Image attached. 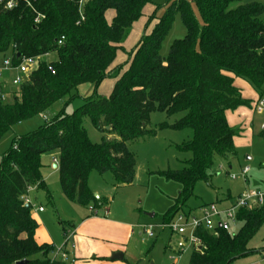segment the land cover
<instances>
[{
	"label": "trees",
	"instance_id": "trees-1",
	"mask_svg": "<svg viewBox=\"0 0 264 264\" xmlns=\"http://www.w3.org/2000/svg\"><path fill=\"white\" fill-rule=\"evenodd\" d=\"M29 1L32 6L22 1L13 10L0 6V56H11L15 65L27 56L55 54L56 59L41 61L6 101L0 91V140L59 101L66 105L81 84L114 81L108 94L84 99L72 113L62 108L36 131L14 139L0 163V264L23 259L59 264L49 257L53 246L37 243L38 224L23 199L33 187L48 191L43 157L57 155L62 193L87 206L97 200L88 184L92 171H111L119 183H132L136 161L128 142L156 135L148 127L153 112L182 114L159 126L192 131L190 139L177 145L191 153L185 166L161 172L181 184L162 218L172 221L194 195L196 184L210 181L215 157L237 155L236 130L226 111L251 108L253 102L243 97L234 78L249 82L264 96V0H168L161 16L156 14L161 5L154 0H89L83 7L79 0ZM176 14L186 34L163 56L162 44ZM146 16V29L153 24L150 32L143 31L135 49L126 51L124 42ZM119 52L129 54L126 69L124 63L117 64ZM85 117L105 134L100 142L90 139ZM237 220L241 226L235 233L198 229L202 248L194 249L190 264H231L251 253L249 243L264 225V204L240 209Z\"/></svg>",
	"mask_w": 264,
	"mask_h": 264
},
{
	"label": "rangeland",
	"instance_id": "rangeland-1",
	"mask_svg": "<svg viewBox=\"0 0 264 264\" xmlns=\"http://www.w3.org/2000/svg\"><path fill=\"white\" fill-rule=\"evenodd\" d=\"M154 1L161 5L156 12L157 16L163 15L168 7V0ZM194 9L198 13L195 5ZM151 12L152 10L149 11V13ZM113 14V11L108 12L107 16L109 20H111ZM147 16L149 17V15ZM147 16L140 23L136 24L135 30L124 42L126 51L135 49L140 37L144 33L143 31L146 33L150 32L153 24L146 29ZM185 34L186 28L181 16L180 14H176L172 26L163 41L161 54L167 56L172 43L176 39L183 38ZM54 59H56L55 54L44 57V60L48 62ZM128 61H130L128 52H119L118 66L124 63V69H126ZM14 75L16 76L17 74ZM247 83L252 86L249 82ZM112 86L113 84L110 79L105 83L102 82L99 86L92 83L81 84L72 92L73 99L70 102L65 105L64 100L59 101L54 105L52 110L43 115H46L47 119H50L62 108H65L67 113H72L84 103V99H88L96 93L102 92L103 94H107L108 90L112 89ZM16 91L18 92L19 88H16ZM249 109L253 110L250 112L253 124L233 126L236 130L234 145L237 155L227 159L215 157L210 172V181H199L196 184L194 195L187 201L183 208L184 210L188 207L194 208L204 203L217 202L229 194L235 196L246 189H264V137L261 135V124L264 121V115L256 113L253 106ZM43 115H38L30 120L19 123L2 137L0 140V163L3 156L12 147L14 139L32 133L40 127L45 121ZM181 116L182 114L168 116L165 112H153L148 127L155 129L156 135L128 142L127 147L134 155L136 161L135 175L131 184L121 185L111 171L105 173L91 172L88 178L89 187L91 190H94V195L110 199V217H113L117 213L120 218L126 221H137L139 219L148 220L153 223L162 221L164 214L178 196L181 184L175 180L166 178L161 172L169 169L180 170L185 166L183 162L185 159L191 157V153L179 151L177 145L190 139L192 131L190 129H161L159 126L163 122L173 123ZM83 124L93 142L98 143L105 136L103 132L95 128L89 117H85ZM110 138H114V136L111 135ZM46 156L43 157L44 161ZM50 162L48 165H45L43 170V178L48 191L45 188L33 187L30 190V196L33 199L37 198L34 200L44 206L45 212L38 214L44 219L48 230L56 236V245L60 247L65 242V232L73 231V222H77L82 213L88 212V206L85 207L77 202L69 201L64 196L60 185L58 169L53 168ZM246 166L250 168L247 180L240 176L241 170ZM233 174L237 175L238 178L233 179ZM97 209L103 210L99 207ZM31 212L34 214L35 210ZM148 214H155V217L152 218ZM240 226V223L232 225L231 232H237ZM158 230L156 229V236L147 239L148 241L145 243H142L136 237L140 241V247L147 250L144 264H151L154 261L156 264H172L174 261L172 254L164 247L168 231L157 237L160 231ZM249 247L252 250L251 253L234 260L231 264H242L243 262L255 260L258 261V264H264V225L250 241ZM193 251V247H188L178 257L176 263L190 264Z\"/></svg>",
	"mask_w": 264,
	"mask_h": 264
},
{
	"label": "crops",
	"instance_id": "crops-1",
	"mask_svg": "<svg viewBox=\"0 0 264 264\" xmlns=\"http://www.w3.org/2000/svg\"><path fill=\"white\" fill-rule=\"evenodd\" d=\"M14 74L18 75V72L16 70L8 71L6 72L2 80L5 92H7L8 94L12 93L16 88V86L12 84V79L15 77ZM106 81L107 80L103 81V83H105ZM113 83L114 81H112V84ZM234 84L241 90L243 97L252 100V106L254 109L255 103L260 98L258 92L247 82L241 80L240 78L235 77ZM110 91L108 90V93ZM251 111L253 110L247 107H239L234 111L227 110L226 117L229 125L233 127L237 125L243 126V124H253L252 115L250 114ZM45 117L46 115H43V118ZM262 132L264 131L262 130ZM55 158H58L57 155H47L45 157V161L43 159V162L45 165H48V163L51 161V166L55 168ZM56 169H58V166L56 167ZM91 191L94 194V190ZM242 192L237 193L235 196L229 194L227 197L222 200H218L216 203H218L220 206H228ZM94 196L97 200L91 201L90 204L87 205L88 212L82 213L80 219H78V221L75 223L73 222V242L75 244V247H72L70 244L66 246L68 257L66 259L58 257L57 261L59 262V264H144L143 262L146 259L147 250L140 247V241L136 239V237H138L142 243H145L146 241H148L147 239L154 238L156 236V229L160 230H158L159 232L157 234V237L162 235L165 231H168V237L164 247L169 252V246L171 247L173 244H175V240L179 238L177 234L172 233L167 228H161L159 226L161 223H163V220L159 223H153L148 220L140 219L137 221H126L125 219L120 218L117 213H115L113 217H110V199L108 197H99L98 195ZM31 198L36 203L37 207H43V211H40L38 208L32 209L35 210L34 214L32 212V216L38 224V227L35 231V239L37 243L53 246L54 250L61 248L65 242L60 247H57L55 242L56 236L48 230L45 225L44 219L38 214L45 212L44 206L38 201L34 200L37 198ZM204 204H200L194 208L188 207L186 210H196ZM97 207L103 209V212L97 209ZM149 216L153 218L155 217V214L153 216H151L150 214ZM146 224L156 225L154 227V235L152 237H149L145 232L144 225ZM54 250L49 254V257L51 259L55 257ZM119 252L123 254V257L113 258L114 254ZM246 255L241 257H245ZM35 257L37 258L39 256ZM151 264H156V262L154 261ZM242 264H258V261L255 260L243 262Z\"/></svg>",
	"mask_w": 264,
	"mask_h": 264
},
{
	"label": "built area",
	"instance_id": "built-area-1",
	"mask_svg": "<svg viewBox=\"0 0 264 264\" xmlns=\"http://www.w3.org/2000/svg\"><path fill=\"white\" fill-rule=\"evenodd\" d=\"M26 2L27 5L32 6L31 1L29 0H0V6L5 10H13L22 2ZM89 0H79L80 7H83L85 3ZM42 15H38L35 18V22L40 21ZM64 37L59 40V44H62ZM49 54L42 56H27L23 57L18 64H14L11 56H0V91L1 98L6 101L9 96L12 97V94L5 92L3 78L6 72L11 70H16L18 75L12 79V84L14 86H19L24 83L32 71L38 68L41 61L44 60V57H47ZM49 69L54 73V68L52 65H49ZM254 110L259 115H264V96L260 97L254 105ZM44 119H47L45 117ZM261 129L264 131V122L261 124ZM54 163H58V158L54 159ZM250 172L248 166L244 167L240 176L247 178ZM233 179L238 178L237 175H232ZM32 188L29 189V192ZM25 205L31 206L32 209L38 208L40 211H43V207H37L36 203L32 200L29 193L24 197ZM264 204V189H246L244 190L237 198L228 206H220L216 202L209 204H204L197 208L196 210H182L180 211L175 218L169 223H161L159 226L161 228H167L172 233L177 234L179 238L175 241L171 247L169 246L170 253L174 258L172 264H177L176 261L179 256L188 248L193 247L194 249H199L201 247V240L197 235V230L204 228L213 234H217L219 229L231 232L232 225L238 224L237 214L238 211L242 208H252L261 206ZM154 224L144 225L145 232L149 237L154 235ZM73 231L65 233V243L61 248H58L55 251V257L66 259L68 257V252L66 249L67 245L75 247L73 242ZM202 248V247H201Z\"/></svg>",
	"mask_w": 264,
	"mask_h": 264
},
{
	"label": "water",
	"instance_id": "water-1",
	"mask_svg": "<svg viewBox=\"0 0 264 264\" xmlns=\"http://www.w3.org/2000/svg\"><path fill=\"white\" fill-rule=\"evenodd\" d=\"M58 165L54 164V167L56 168ZM27 206V205H26ZM154 214H151V216H153ZM199 249H201V247H199ZM123 254L122 253H116L114 254L113 258H122ZM15 264H29V260L28 259H23L20 261H17Z\"/></svg>",
	"mask_w": 264,
	"mask_h": 264
}]
</instances>
